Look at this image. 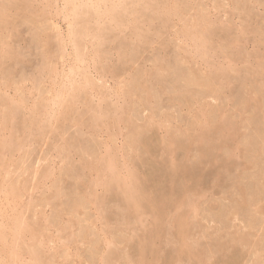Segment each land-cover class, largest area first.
<instances>
[{"label":"rangeland","instance_id":"1","mask_svg":"<svg viewBox=\"0 0 264 264\" xmlns=\"http://www.w3.org/2000/svg\"><path fill=\"white\" fill-rule=\"evenodd\" d=\"M85 1L0 0V53L19 55L0 58V264H264V0H125L139 8L123 27L88 17L104 39L89 30L76 56L68 22ZM116 173L173 196L152 253L137 243L155 209H130ZM176 216L193 255H177Z\"/></svg>","mask_w":264,"mask_h":264},{"label":"bare ground","instance_id":"2","mask_svg":"<svg viewBox=\"0 0 264 264\" xmlns=\"http://www.w3.org/2000/svg\"><path fill=\"white\" fill-rule=\"evenodd\" d=\"M67 1V0H66ZM75 0H71V2H74ZM82 1V0H81ZM83 1H85V0H83ZM105 1V3L107 2V1H111V3H110V6H107V8L106 9H103V10H101L100 11V8H101V2H104ZM127 1V0H126ZM134 1V0H133ZM156 1V0H155ZM181 1V0H180ZM180 1H179V5H180ZM132 2V1H131ZM142 2V1H141ZM146 2V1H145ZM189 2V1H188ZM67 3V2H66ZM65 3V4H66ZM78 3V2H77ZM77 3H74V5H73V8H72V10L71 11H74L75 12V14L74 15H76V17H78V18H76L77 20V22H78V20L80 19V26L82 27V28H80V27H78V28H80L81 30H79V29H76L77 27H76V25L74 26L73 24H75V23H77V22H74V23H71V22H73V21H70V22H68L69 23V26H70V28H69V34H68V36L71 38V36H74L75 38L73 39L72 38V41L74 42V45H75V47H74V49H75V51L73 50V52H75V54H76V56H78V54H79V52L78 51H80L81 49H79V48H77V45H78V39L80 38V37H86V35H88L89 33H87L90 29L88 28V25H86V23H88V17L91 15V16H93L95 13L96 14H101V15H104V16H108L109 17V23L111 24L112 23V27H114V26H116V25H119V27L120 26H122L123 27V25L125 24L124 22H125V20H124V15L123 14H127V13H129V14H132L133 12H135V11H137V6H138V8H139V5H137V6H135V7H131V5H130V7H126V5H125V0H86L84 3H82V4H84L85 6H86V8H89V9H81L80 8V4H77ZM81 3V2H80ZM135 3V2H134ZM143 3V2H142ZM149 3V2H148ZM147 3V4H148ZM151 3V2H150ZM150 3H149V5H147V6H151L152 7V5H150ZM163 3V2H162ZM161 3V4H162ZM170 3V2H169ZM187 3V2H186ZM64 4V3H63ZM107 4V3H106ZM146 4V3H145ZM154 4V3H153ZM160 4V3H159ZM175 5H176V3H175ZM173 6V7H176V6ZM67 6V5H66ZM172 6V5H171ZM154 7V6H153ZM164 7V6H163ZM168 7V6H167ZM172 7V8H173ZM184 7V6H183ZM182 7V8H183ZM3 9V13H4V10H5V8L4 7H2ZM104 8H105V5H104ZM128 8H130V9H128ZM170 7H168V9H169ZM132 9H133V11H132ZM161 9V8H160ZM159 9V10H160ZM164 9V8H163ZM167 9V8H166ZM131 10V11H130ZM138 10H140V9H138ZM143 10V9H142ZM151 10V9H150ZM165 10V9H164ZM173 10H175L176 11V9H173ZM180 10V9H179ZM69 11V10H68ZM130 11V12H129ZM145 11V10H144ZM163 11V10H162ZM170 11V9L168 10V12ZM175 11L173 12V13H175ZM142 12V11H141ZM165 12H166V10H165ZM176 12H178V11H176ZM68 13H70V12H68ZM154 13V12H153ZM164 13V12H163ZM125 14V15H126ZM176 14V13H175ZM200 14V13H199ZM50 15V14H49ZM71 16V15H70ZM98 17H99V15H97ZM106 16V17H107ZM195 16V15H194ZM74 17V16H73ZM94 17V16H93ZM93 17H92V19H93ZM190 17V16H189ZM68 18V17H67ZM194 18H197V17H194ZM75 19V18H74ZM185 19V18H184ZM201 19H203L202 17H201ZM200 19V20H201ZM72 20V19H71ZM91 20V19H90ZM99 20H100V18H99ZM124 20V21H123ZM186 20V19H185ZM187 20H189V19H187ZM198 20V19H197ZM206 20V19H205ZM69 21V20H68ZM97 21H98V19H97ZM191 21H193V20H191ZM204 21V20H203ZM90 22V21H89ZM98 22H102V21H98ZM168 22V21H167ZM188 22V21H187ZM202 22V21H201ZM4 23H5V21H4ZM36 23H38L37 21H36ZM50 23H52V22H50ZM95 23H96V21H95ZM114 23V24H113ZM130 23H131V27H134L135 28V30H136V21L135 20H131L130 21ZM196 23V22H195ZM203 23L204 22H202V25H201V23H199V25H201V26H203ZM206 23V22H205ZM208 23V22H207ZM166 24V23H165ZM188 24V23H187ZM37 25V24H36ZM49 25V24H48ZM196 25H197V23H196ZM198 25V26H199ZM208 25V24H207ZM38 26V25H37ZM50 26V25H49ZM67 26H68V24H67ZM111 26V25H110ZM191 26H195V24L193 25H191ZM197 26V27H198ZM0 27L2 28V26H1V23H0ZM53 27V26H52ZM56 27V26H55ZM106 27H107V25H106ZM57 28V27H56ZM68 28V27H67ZM186 28H189V27H186ZM191 28V27H190ZM194 29L193 30H195V28L196 27H193ZM203 28V27H202ZM213 28V27H212ZM91 29H93V28H91ZM95 29H96V27H95ZM129 29H131V28H129ZM205 29V28H204ZM208 29H209V27H208ZM207 29V30H208ZM5 30V29H4ZM54 31L56 30V29H53ZM103 30H104V28H103ZM110 30H111V28H110ZM109 30V31H110ZM134 30V29H133ZM138 30V29H137ZM192 30V29H191ZM200 29H198V33L200 32L199 31ZM66 31H67V29H66ZM91 31V30H90ZM94 31V30H93ZM108 31V30H107ZM187 31H188V29H187ZM189 31H190V29H189ZM197 31V30H196ZM196 31H195V33H196ZM40 32V31H39ZM103 32V31H102ZM105 32V31H104ZM181 32H182V30H181ZM204 32H205V30H204ZM204 32H202V33H204ZM212 32V31H211ZM68 33V32H67ZM194 32H192V34H193ZM202 33H200V35L202 34ZM2 34V33H1ZM57 34V33H56ZM93 34V38L94 39H99V38H101L102 37V34H101V30L100 29H96L93 33H92V31H91V35ZM134 34L136 35V37L138 36V33H137V31H135L134 32ZM197 34V33H196ZM204 34H209V33H207V31L204 33ZM203 34V35H204ZM59 35V33L56 35V36H58ZM83 35V36H82ZM134 35V36H135ZM188 35V33L186 32V36ZM190 35H191V33H190ZM195 35V34H194ZM194 35H191L192 37H196V36H194ZM202 35V36H203ZM205 35V36H206ZM210 35H211V33H210ZM209 35V36H210ZM213 35V34H212ZM54 36V35H53ZM55 36V37H56ZM140 36V35H139ZM76 37H77V39H76ZM190 37V36H189ZM201 37V36H200ZM211 37V36H210ZM210 37H208L209 39H210ZM46 38V37H45ZM45 38H44V40H45ZM65 38V37H64ZM103 39H104V37H102ZM101 38V39H102ZM182 38V37H181ZM180 38V39H181ZM197 38H199V37H197ZM203 38H204V36H203ZM206 38H207V36H206ZM211 38H213V37H211ZM1 39V38H0ZM85 39L86 38H84V40L83 41H85ZM101 39H99V40H101ZM63 40V39H62ZM61 40V41H62ZM75 40V41H74ZM89 40V39H88ZM92 40V39H91ZM184 40H186L185 38H184ZM197 40V39H196ZM203 40V39H202ZM208 40V39H207ZM206 40V41H207ZM4 41V40H3ZM59 41V40H58ZM60 41V42H61ZM68 41V40H67ZM97 41V40H96ZM103 41V40H102ZM105 41V40H104ZM103 41V42H104ZM198 41V40H197ZM60 42H59V44H60ZM65 42V41H64ZM98 42V41H97ZM200 42H201V40H200ZM203 42H205V41H202L201 43H203ZM8 43V42H7ZM100 42H98V44H99ZM195 43V42H194ZM200 43V44H201ZM58 44V42H57V45H59ZM83 44V43H82ZM196 44V43H195ZM199 44V45H200ZM204 44V43H203ZM61 45H62V42H61ZM61 45H59V46H61ZM80 45V44H79ZM78 45V46H79ZM95 45V44H94ZM48 46V45H47ZM95 46H97V45H95ZM198 46V45H197ZM11 47V46H10ZM81 47H83V46H81ZM195 47H196V45H195ZM97 48H99V47H97ZM90 49V48H89ZM202 49V48H201ZM58 50V49H57ZM61 50V49H60ZM60 50H59V52H60ZM185 50V49H184ZM12 50L10 49H8V47H6V48H3L2 47V49H1V55H0V58H2V57H4V58H7L8 60H10V58L13 60H15V57H18V56H16V54L15 53H12L11 52ZM13 51H15V50H13ZM201 51V50H200ZM62 52H64V51H61L60 53H62ZM85 52V51H84ZM202 52V51H201ZM82 53V52H81ZM199 53V52H198ZM204 53V52H203ZM94 54V53H93ZM197 54V53H196ZM87 55V54H86ZM200 56V55H199ZM201 56H202V54H201ZM204 56V55H203ZM205 57V56H204ZM1 60V59H0ZM3 60V59H2ZM11 60V61H12ZM2 62V61H1ZM61 63V62H60ZM77 63H78V61H77ZM264 64V63H263ZM1 65V64H0ZM51 65V64H50ZM12 66V65H11ZM51 66H54V65H51ZM263 66V65H262ZM220 67V66H219ZM229 67H230V65H229ZM233 67V66H232ZM70 68V67H69ZM162 68V67H161ZM228 68V67H227ZM231 68V67H230ZM260 68V67H259ZM6 69V68H5ZM209 69V68H208ZM217 69H218V67H217ZM216 69V70H217ZM1 70V72H4L5 70L4 69H0ZM4 70V71H3ZM55 70H56V68H55ZM115 70V69H114ZM215 70V69H214ZM213 70V71H214ZM219 70V69H218ZM227 70V69H226ZM10 71V70H9ZM50 71V70H49ZM222 71V70H221ZM6 72V71H5ZM83 72V71H82ZM219 72V71H218ZM69 73V72H68ZM104 73V72H103ZM106 73V72H105ZM222 73V72H221ZM226 73V72H225ZM258 73V72H257ZM56 74V73H55ZM113 74V73H112ZM111 74V75H112ZM83 75V74H82ZM212 76V75H211ZM216 76V75H215ZM56 77V76H55ZM89 77V76H88ZM63 78H65V77H63ZM82 78H85V76L83 75V77ZM90 78V77H89ZM223 78V77H222ZM4 79H6V77L4 78ZM14 79V78H13ZM54 79V78H53ZM56 79V78H55ZM54 79V80H55ZM73 79V78H72ZM76 80V79H75ZM19 81V80H18ZM83 81H84V79H83ZM90 81V80H89ZM5 82H6V80H5ZM15 83V82H14ZM84 83V82H83ZM202 83H203V81H202ZM1 84H3V83H1ZM19 84V83H18ZM58 84H59V81H58ZM65 84V83H64ZM63 84V85H64ZM68 84H69V82H68ZM77 84V83H76ZM89 84V83H88ZM95 84V83H94ZM206 84V83H205ZM15 85H16V83H15ZM74 85H75V83H74ZM85 85V84H84ZM20 86V85H19ZM65 86V85H64ZM15 87V86H14ZM68 87H70V86H68ZM75 87V86H74ZM73 87V89H75ZM93 87H94V85H93ZM55 88V87H54ZM144 88V87H143ZM1 89V88H0ZM17 89V88H16ZM21 89H23V88H21ZM17 90H20V89H17ZM53 90V89H52ZM59 90V89H58ZM61 90H62V88H61ZM96 90V89H95ZM183 90V89H182ZM2 91V90H1ZM90 91V90H89ZM147 91V90H146ZM98 92V91H97ZM60 93H61V91H60ZM74 93V92H73ZM72 93V94H73ZM142 93V92H141ZM63 94V93H62ZM66 95V94H65ZM147 95V94H146ZM58 96V95H57ZM67 96V95H66ZM148 96V95H147ZM146 96V97H147ZM8 97V96H7ZM152 97V96H151ZM4 98V97H3ZM10 98V97H9ZM8 98V99H9ZM44 98V97H43ZM47 98V97H46ZM58 98V97H57ZM1 99V98H0ZM18 99V98H17ZM52 99V98H51ZM55 99H56V97H55ZM67 99V98H66ZM45 100V99H44ZM43 100V101H44ZM53 100V99H52ZM59 100V99H58ZM62 100V103L64 102V99H61ZM68 100V99H67ZM39 101V100H38ZM41 101V100H40ZM51 101V100H50ZM69 101V100H68ZM144 101H145V99H144ZM3 102H5L4 100H3ZM20 103H21V101H19ZM60 102V101H59ZM70 102V101H69ZM69 102H67V103H69ZM6 103H7V99H6ZM42 103V102H41ZM44 104H45V102H43ZM58 103V102H57ZM62 103H60L61 105H62ZM35 104V103H34ZM10 105V104H9ZM56 105H59V104H56ZM16 106V105H15ZM14 106V107H15ZM7 107V106H6ZM17 107V106H16ZM12 109H14L13 108V106L11 107ZM11 108H10V106H8L7 107V109H6V111H5V117L7 118L6 120H8V119H10L11 118V116H12V111H11ZM101 108V107H100ZM108 108V107H107ZM110 108V107H109ZM17 109V108H16ZM106 109V108H105ZM15 110V109H14ZM104 110V109H103ZM38 112V111H37ZM14 113V112H13ZM109 113V112H108ZM0 114H2V112L0 113ZM64 114V113H63ZM69 115V114H68ZM112 115H113V113H112ZM2 116V115H1ZM14 116V115H13ZM4 117V116H3ZM4 117V118H5ZM2 118V117H1ZM3 118V119H4ZM5 120V121H6ZM1 121V120H0ZM3 121V120H2ZM2 121H1V123H0V130H1V127H3V125H4V129H5V123L4 124H2ZM225 121V120H224ZM4 122V121H3ZM8 125V124H7ZM10 125H11V121H10ZM201 125V124H200ZM231 125V124H230ZM228 126V125H227ZM9 128H11V127H9ZM228 128V127H227ZM232 128V127H231ZM7 129V128H6ZM8 131V130H7ZM2 132V131H1ZM4 132V131H3ZM6 132V131H5ZM4 132V133H5ZM12 133V132H11ZM228 133V132H227ZM232 133V132H231ZM229 134V133H228ZM4 135H6V134H4ZM7 136V135H6ZM5 136V137H6ZM10 136V135H9ZM13 136V135H12ZM12 136H11V138H12ZM2 137V136H1ZM9 138V137H8ZM10 139V138H9ZM9 139L7 140V138L5 139H1L2 141H0V146L3 148H6V146L9 144L8 143V141H9ZM14 140V139H13ZM140 142V141H139ZM147 142V141H146ZM12 143H13V141H12ZM205 144V143H204ZM169 146V145H168ZM173 147V146H172ZM174 148V147H173ZM169 150V149H168ZM7 153V152H6ZM1 155V154H0ZM174 155V154H173ZM2 157V156H1ZM104 157V156H103ZM173 159V158H172ZM103 160H105L104 158H103ZM114 160V159H113ZM115 161V160H114ZM2 162V161H1ZM113 162V161H112ZM166 162V161H165ZM199 162H200V160H199ZM99 163V162H98ZM105 163V162H104ZM109 164H111V160H109V162H108ZM175 164V163H174ZM201 164V163H200ZM1 165V164H0ZM112 165V164H111ZM108 166V165H107ZM182 167V166H181ZM172 170V169H171ZM178 170V169H177ZM190 170V169H189ZM134 171V170H133ZM186 171V170H185ZM194 171V170H193ZM115 172V171H114ZM132 172V171H131ZM189 173H191V172H188V174ZM186 174H187V172H185V176H186ZM188 174H187V178H188ZM193 174V173H192ZM106 175V174H105ZM104 175V176H105ZM123 175V174H122ZM143 175V174H142ZM146 175V174H145ZM144 175V176H145ZM103 177V176H102ZM107 177V176H106ZM189 177L190 178H192L191 177V175L189 174ZM103 178H105V177H103ZM142 178V177H141ZM111 179V178H110ZM147 179V178H146ZM104 180V179H103ZM103 180H101V181H103ZM100 181V180H99ZM105 181V180H104ZM112 182H114V184L113 183H111V185H110V187H112V189L113 190H116V192L117 193H120V196H121V194L123 195V200H124V203L130 208V209H132L133 211H139L140 209H142L145 205H149V207L150 208H152L151 206H153L154 208L153 209H155V212H154V214H153V222H152V228L150 227L149 229H148V231H146V236H144V239H140V241L137 243V253L140 255V256H144V255H146L148 252H151V251H153L152 249H154L153 248V246L154 245H152V244H154L155 242V238H157L158 237V235H159V233H160V227H159V223H161L160 222V218L162 217L161 216V213H162V211H161V209H162V205H164L165 206V204L168 202V201H172V195L169 193V192H167V193H165V194H161V196L160 197H158V199H154L153 198V196H152V198H151V196L149 197L148 196V193H147V187H146V184H145V180H142V179H140V177H138L137 175H134L133 173H130V175L129 176H127V177H123V176H120L119 174H115V175H113L112 176V180H111ZM147 181V180H146ZM96 182H97V180H96ZM187 182V181H186ZM101 183V182H100ZM103 183V182H102ZM105 183V185H106V187H107V185L109 186V182H104ZM184 183V182H183ZM173 184V183H172ZM98 185V184H97ZM148 185V184H147ZM188 185V184H187ZM6 186V185H5ZM149 186V185H148ZM151 186V185H150ZM4 187V186H3ZM103 188L105 187V186H102ZM109 187V188H110ZM153 187V186H152ZM174 188V187H173ZM3 189H6V187L5 188H3ZM108 189V188H107ZM12 190V189H11ZM171 190V189H170ZM10 191V190H9ZM106 191V190H105ZM150 191V190H149ZM6 192V191H5ZM8 192V191H7ZM152 192V191H151ZM165 192V191H164ZM10 193H11V195L14 193L13 191L11 192L10 191ZM175 194V193H174ZM5 195H6V193H5ZM184 197V196H183ZM186 197V196H185ZM95 200V199H94ZM122 200V201H123ZM5 201V200H4ZM7 202V201H6ZM8 202H10V201H8ZM166 202V203H165ZM184 203V202H183ZM5 206H7V205H5ZM146 207V206H145ZM194 208V207H193ZM128 209V208H127ZM1 210H2V208H1ZM6 210V209H5ZM145 210V209H144ZM181 210V209H180ZM145 211H147V210H145ZM152 212V211H151ZM1 213V212H0ZM168 213V212H167ZM170 213V212H169ZM2 215V214H1ZM133 215V214H132ZM149 215V214H148ZM171 215V214H170ZM2 216H4V215H2ZM179 217V218H178ZM15 219H17V218H15ZM166 219V218H165ZM2 221H3V218H2ZM14 221H19V220H14ZM150 221V220H149ZM1 222V221H0ZM5 222V221H4ZM22 222V221H21ZM145 223V222H144ZM4 224V223H3ZM21 225H22V223H20ZM2 225V224H1ZM28 225V224H27ZM144 225V224H143ZM174 225H175V234L178 236V238L180 239V245L178 246V248H177V250H176V252H177V255L178 256H183V255H187V256H190V255H193V251H191L190 250V247L188 248L186 245L187 244H185V242H184V238L186 237V230H187V221H186V219L184 218V216H176V217H174ZM4 226H6V225H4ZM1 227L2 226H0V229H1ZM18 229L17 230H19V229H22V227L20 226V225H18ZM26 227V226H25ZM29 227V226H28ZM3 228H5V227H3ZM15 228H17L16 226H15ZM31 228V227H30ZM147 228V227H146ZM25 229V228H24ZM14 230V229H13ZM173 230V229H172ZM5 231V230H4ZM4 231H1L0 230V245H1V248L3 249V251L5 250V247L7 248V246L8 245H5L6 243V234H5V232ZM10 231V230H9ZM15 231V230H14ZM20 231V230H19ZM170 231V230H169ZM15 233H16V231H15ZM19 233V232H18ZM21 233H23V231L21 232ZM15 235V234H14ZM22 235V234H21ZM18 236H20V234L18 235ZM105 236V235H104ZM185 236V237H184ZM16 237H17V235H16ZM175 237V236H174ZM13 238H15V237H13ZM13 238H12V240H13ZM105 238V237H104ZM33 239V238H32ZM189 239V238H188ZM35 240V239H34ZM178 241V240H177ZM8 242V241H7ZM35 242V241H34ZM14 243V242H13ZM37 243V242H36ZM114 243V242H113ZM9 244V243H8ZM28 244V243H27ZM111 244H112V242H111ZM10 245V244H9ZM11 246H12V243H11ZM31 246H32V244H31ZM34 246V245H33ZM42 246V245H41ZM105 246H107V245H105ZM29 247V246H28ZM36 247V246H35ZM174 247V246H173ZM0 248V249H1ZM8 248H10V249H8V250H12L11 249V247L10 246H8ZM13 248V247H12ZM30 248H32V247H30ZM111 248V247H110ZM1 249V250H2ZM0 250V251H1ZM35 250V249H34ZM34 250H32V253H33V251ZM42 251V250H41ZM106 251H107V249H106ZM7 252V251H6ZM8 252H10V254L11 255H7V256H12V258H13V255H14V253L12 254L11 253V251H8ZM36 253H37V251H35ZM41 253V252H40ZM44 253V252H43ZM42 253V254H43ZM152 253V252H151ZM150 253V254H151ZM0 254H1V252H0ZM110 254V253H109ZM111 255V254H110ZM171 255V254H170ZM1 257V256H0ZM5 257V256H4ZM31 257V256H30ZM32 257H35V255L34 256H32ZM31 257V260H33L34 258H32ZM133 257V256H132ZM3 258V257H2ZM6 258V257H5ZM9 258H11V257H9ZM17 258V257H16ZM45 258V257H44ZM43 258V259H44ZM110 258V257H109ZM108 258V259H109ZM153 258H154V256H153ZM19 259V258H18ZM103 259V258H102ZM111 259V258H110ZM1 260V259H0ZM38 260V259H37ZM36 259H35V263L34 264H36L38 261H37ZM104 260V259H103ZM146 260V259H145ZM4 261H5V259H4ZM13 261H14V259H13ZM112 261V260H111ZM141 261V260H140ZM2 262V261H1ZM12 262V261H11ZM15 262V264H16V260L14 261ZM21 262H23V261H21ZM20 262V263H21ZM43 262V261H42ZM143 262V261H142ZM18 263V262H17ZM19 263V264H20ZM23 263H26V262H23ZM32 263V262H31ZM27 264V263H26ZM30 264V263H29ZM114 264V263H113ZM153 264V263H152Z\"/></svg>","mask_w":264,"mask_h":264}]
</instances>
